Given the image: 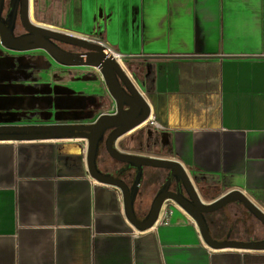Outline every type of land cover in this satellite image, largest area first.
I'll return each mask as SVG.
<instances>
[{
	"label": "crops",
	"instance_id": "crops-1",
	"mask_svg": "<svg viewBox=\"0 0 264 264\" xmlns=\"http://www.w3.org/2000/svg\"><path fill=\"white\" fill-rule=\"evenodd\" d=\"M31 7L38 24L109 48L148 103L150 118L120 135L117 149L177 160L209 201L236 189L264 211V0H31ZM32 50L40 52L25 54ZM32 50L0 44V125L89 123L114 111L97 68ZM76 67L94 75L86 93L95 113L82 122L58 119L60 108L74 112ZM82 141H0V264H264V249L206 245L170 199L167 223L133 227L120 189L89 175ZM167 174L144 168L134 203L140 218ZM125 177L131 184L132 170ZM227 205L206 214L212 236L230 230V239H257L235 234Z\"/></svg>",
	"mask_w": 264,
	"mask_h": 264
},
{
	"label": "water",
	"instance_id": "water-1",
	"mask_svg": "<svg viewBox=\"0 0 264 264\" xmlns=\"http://www.w3.org/2000/svg\"><path fill=\"white\" fill-rule=\"evenodd\" d=\"M5 0H0V44L10 50L43 49L62 65L92 66L97 68L115 104L113 112L99 115L89 123L2 124L0 141L47 140L82 138L86 141V165L89 175L96 181L117 186L122 194L125 215L138 230L150 228L158 219L165 200L170 199L188 213L196 223L203 242L211 248L264 249V237L259 239H218L212 236L206 214L215 212L229 203H240L264 226V211L240 190H228L205 202L198 194L186 169L177 160L123 152L116 148L115 140L150 117V107L135 84L122 68L118 58L101 42L55 28L43 26L31 18L30 0H11L7 18H1ZM17 12L25 32L16 34ZM60 43L81 49L70 50ZM115 161L128 164L135 174L131 184L123 175L104 173L97 164L100 144ZM164 169L168 176L153 196L146 214L140 218L134 203L142 182L144 168ZM174 183V188L171 184Z\"/></svg>",
	"mask_w": 264,
	"mask_h": 264
},
{
	"label": "rangeland",
	"instance_id": "rangeland-1",
	"mask_svg": "<svg viewBox=\"0 0 264 264\" xmlns=\"http://www.w3.org/2000/svg\"><path fill=\"white\" fill-rule=\"evenodd\" d=\"M21 29L22 28L20 26H17L18 31H21ZM28 52L29 53H25V54H31V52H40V51L32 50ZM97 72H99V70H97ZM93 76L94 75L90 71H88L87 68H81V67L75 68V77H74L75 78V108H74V112L68 110L69 113L67 114L66 109L60 108L58 119H69V120L76 121V122L77 121L82 122V121L91 119L90 116H93L95 111L92 109L88 110L87 103L88 101L92 100L93 95L86 93V90H87L86 82L93 81V78H94ZM31 83L34 84L35 82L31 81ZM82 142H85L86 144L85 140ZM108 161L113 163L111 158H109ZM152 192L148 193V198H149L148 200H150L152 196ZM200 197L205 202L209 201L207 196H205L204 194L203 196L200 195ZM169 202H171V200ZM147 204L149 203H146V205ZM237 204H240V203H237ZM242 212L245 213V218L243 221L241 220ZM247 212L248 211L242 205H235L233 203L231 204L229 203L227 205L226 210L224 211V215H225V219L227 220V222L230 221L233 223L234 232L238 236L247 237L251 235L252 237L257 238V239L263 238L264 237V226L257 219H255L250 213H247ZM231 235H232V232L229 230L224 235L225 237L224 239L229 238Z\"/></svg>",
	"mask_w": 264,
	"mask_h": 264
},
{
	"label": "flooded vegetation",
	"instance_id": "flooded-vegetation-1",
	"mask_svg": "<svg viewBox=\"0 0 264 264\" xmlns=\"http://www.w3.org/2000/svg\"><path fill=\"white\" fill-rule=\"evenodd\" d=\"M11 0H5V3H4V7H3V11H2V15H1V18H7V15L9 13V11L11 10ZM19 13L17 12V16H16V21H15V29H14V32L16 34H21L24 31V29L22 28V26L20 25V22H19ZM17 26H20L22 29L21 31H18L17 30ZM60 45H62L63 47L67 48V49H70V50H77V51H81V49H78V48H75L73 46H69V45H65V44H62L60 43ZM105 151L104 149V144L101 143L100 144V147H99V153H98V157H97V164H98V167L100 168L101 171H103L104 173H110V174H113V175H121L122 174V171L124 169H129V170H132V174H133V177H134V174H135V170L133 167H131L130 165H126V164H123L122 166H120L121 164L120 163H116V165H113V163H109L108 161L105 160L104 157H102V153ZM131 168V169H130ZM129 172V171H128ZM128 173H126L125 175H123V178L126 180V177ZM168 174L166 176H164L162 179H161V183H160V186L157 188V190L161 187V185L165 182L166 178H167ZM152 178V177H151ZM171 188H174V183L171 184ZM156 190V191H157ZM156 193V192H155ZM155 195V194H154ZM208 216V215H207Z\"/></svg>",
	"mask_w": 264,
	"mask_h": 264
},
{
	"label": "built area",
	"instance_id": "built-area-1",
	"mask_svg": "<svg viewBox=\"0 0 264 264\" xmlns=\"http://www.w3.org/2000/svg\"><path fill=\"white\" fill-rule=\"evenodd\" d=\"M150 123L156 127H160V124L154 118L150 119ZM165 202H166V200L162 204V207H161V210L159 212L158 219H157V221H160L161 223H167L169 216L171 214V207L168 204H166Z\"/></svg>",
	"mask_w": 264,
	"mask_h": 264
},
{
	"label": "trees",
	"instance_id": "trees-1",
	"mask_svg": "<svg viewBox=\"0 0 264 264\" xmlns=\"http://www.w3.org/2000/svg\"><path fill=\"white\" fill-rule=\"evenodd\" d=\"M151 177H152V178H151V179H149V180H150V182H151V180L155 179V175L153 174ZM247 213H248V212H247ZM206 218H207V221H208V223H209V218H208V216H206Z\"/></svg>",
	"mask_w": 264,
	"mask_h": 264
},
{
	"label": "bare ground",
	"instance_id": "bare-ground-1",
	"mask_svg": "<svg viewBox=\"0 0 264 264\" xmlns=\"http://www.w3.org/2000/svg\"><path fill=\"white\" fill-rule=\"evenodd\" d=\"M30 3H31V0H30ZM30 10H31V12H32V7L30 8ZM31 18H32V20H33L34 22L37 23V21L34 19V17H32V15H31Z\"/></svg>",
	"mask_w": 264,
	"mask_h": 264
}]
</instances>
